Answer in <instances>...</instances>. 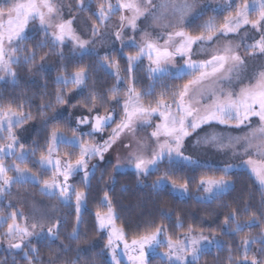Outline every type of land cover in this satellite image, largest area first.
<instances>
[{
  "label": "snow or ice",
  "instance_id": "obj_1",
  "mask_svg": "<svg viewBox=\"0 0 264 264\" xmlns=\"http://www.w3.org/2000/svg\"><path fill=\"white\" fill-rule=\"evenodd\" d=\"M92 2L77 0L76 7L80 11L91 9ZM207 7L210 5L197 11L191 0H102L92 12L95 17L90 26L93 38L101 35V29L107 27L116 13L120 15L114 36L121 41L122 47L126 29L142 33L139 42L134 37L128 41L127 46L136 51L125 57L128 82L122 100L120 85L125 83V77L121 75L119 62L108 55L98 61L102 68L115 77L116 84L108 90V102L120 105L122 111L119 122L111 127L106 139H95L98 135L103 137L105 130L115 121L116 113L114 108H105L101 114L99 108L103 106L104 98L92 91L90 98L82 105L86 114L76 117L70 136L59 126H54L43 145L34 141L30 147L20 142L16 131L33 119L32 113L25 111L26 101H5L0 96V201L11 191L13 184L29 183L40 185L39 190L43 195L56 197L66 205L71 204L74 198L76 226L70 238L77 239L81 211L87 204V192L69 181L82 172L84 188L90 186L96 165L90 168L89 160L93 157L104 160L105 153L122 137L131 136L132 139L123 147L129 150L127 166L133 168L137 176L158 171L165 161L172 165L176 160H182L204 167L206 165H200L199 161L184 154V141L197 129L213 124L247 130L243 135L211 132L201 138L206 145H213L217 150H228L234 157H240L239 164H225L220 168L221 175L218 177L207 173L201 175L197 184L203 191V199L211 201L223 195L232 183L226 177L236 167L246 168L264 191V66L249 73L247 64L248 57L264 56V0H220L212 11L227 12L222 22L218 23L216 17L211 16L198 26L200 30L197 34L187 31L184 25L203 15ZM149 18L151 27L161 29L156 35L139 28L138 22ZM32 21L39 22L44 38L35 48H28L23 42L28 39L27 32ZM75 21V16L64 18L59 0H0V73L4 74L0 75V81L11 77L15 84L17 73L13 66L33 64L41 48H49V52L40 56L41 62L51 52L64 59L63 48L68 42L72 45L73 56L94 54L95 50L89 48L92 40L82 37L74 27ZM247 27L260 33L259 39L245 43L247 37L244 36L238 44L228 39L230 36H239ZM241 47L245 55L241 54ZM196 55L206 58L194 59ZM145 59L148 62L149 83L138 88L134 71ZM177 60L182 63H177ZM40 67H43V63ZM88 79L86 66H78L71 72L65 66L56 77V104L66 103L65 89L69 92L82 90ZM167 80H182L183 83L171 85L166 83ZM158 85L160 91H157ZM146 97L151 99L145 102ZM51 107V103H41L40 115L46 117L44 109ZM154 120L156 122L153 124ZM44 123H48L46 118ZM83 127L89 130L82 131ZM145 127L152 128L148 134L152 144L136 139L137 129ZM200 142L197 140V143ZM7 160L12 162L7 163ZM29 163L38 165L41 174L50 173V177L42 180L28 167ZM124 166L118 160L114 167L119 169ZM10 172L14 175H9ZM191 179L182 178L183 182L180 183L172 180L170 170H166L153 182L152 187L170 186L172 190L186 193ZM100 205L106 210L97 208L96 223L98 230L107 232L105 247L110 253L112 264H122L119 258L121 252L128 264H148L150 254L159 256L161 264H198L201 256L212 247L222 248L215 235L209 237L202 231L196 234L191 225L183 233L173 236L162 224H148L129 240L125 228L116 224L118 217L108 192L104 193ZM5 207L12 209L5 212L4 208H0V227L6 225L2 236L7 238L8 250H20L21 259L27 264H43L39 248L32 245L31 241H55L63 221L56 218L50 226L45 227V217L49 215L46 210L33 206L29 216L23 210L14 208L11 201ZM256 224L255 213L241 221L237 211L233 210L224 217L222 227L227 234L235 235ZM176 227L183 228L179 219ZM257 241L264 245V229L259 236L246 235L241 238L237 249L239 255L234 256L229 248V264H264V259L255 254L250 255L251 246ZM61 248L67 250L65 246ZM161 248L165 250L159 251ZM257 251L264 254V247ZM79 258L78 250L71 264H78ZM56 259L58 253L49 258L48 264H55Z\"/></svg>",
  "mask_w": 264,
  "mask_h": 264
},
{
  "label": "trees",
  "instance_id": "obj_2",
  "mask_svg": "<svg viewBox=\"0 0 264 264\" xmlns=\"http://www.w3.org/2000/svg\"><path fill=\"white\" fill-rule=\"evenodd\" d=\"M87 17L90 21H94L92 9L86 10ZM227 12L216 13L212 9H207L203 15L191 20L186 26L187 31L197 34L199 25L211 16H215L217 22H222L223 16ZM28 39L23 44L28 48H35L36 44L44 38V34L40 29L27 33ZM123 51L126 53L135 52L136 49L125 46ZM49 52V48L38 49L36 61L31 65H14L17 73L16 83H12V78L7 77L0 81V96L5 101L8 99L24 100L25 111L32 113L33 119L29 120L33 124V133L30 140L26 143L33 146V142L43 145L48 133L54 126H59L62 130L71 132L73 124L68 114H58L59 109L67 104L78 105L83 108V103L90 98L92 91L100 93L104 98V104L99 108L104 113L105 108L111 109L115 102H108L110 93L108 90L116 84L115 77L102 68L98 61L101 57L108 55L110 59L119 62L121 72L127 78L125 71L127 61L126 55L119 48H114L106 53L86 54L83 57L73 56L71 52H64L65 57L61 59L55 52H51L46 59L41 62L40 56ZM47 62L48 67H40L41 63ZM52 64V65H51ZM86 66L89 72V79L86 86L77 91L76 95L70 99L67 89L64 90L66 103L56 104L55 93L58 85L56 84V76L60 74L66 66L68 71L75 70L78 66ZM134 75L138 81L137 87L143 88L149 83L147 76V67L141 62L135 69ZM186 79V78H185ZM167 84L176 85L183 83L182 80H167ZM126 84H121L120 99H123V92ZM71 88V85L69 86ZM160 91V86H157ZM145 98V102L150 100ZM41 103H51L52 107L44 109L47 116L40 115L39 106ZM99 104V100H98ZM118 105V104H117ZM120 106V105H118ZM84 109V108H83ZM56 117V119H53ZM48 123H44V119ZM39 156V152L37 153ZM75 156H73V159ZM114 163L110 160L105 161L101 165H96L94 175L90 180V186L84 188L81 180L74 183L78 189L84 188L87 192V204L81 211V223L79 224V237L71 239L70 233L76 226V211L74 206V198L71 204L62 203V211L60 219L63 223L60 226L59 237L50 242L47 239L33 240L32 245L39 248V254L43 258V264H48L49 258L58 253V259L55 264H63L76 258L79 250L78 264H112L106 255L105 239L106 235L98 230L95 212L100 205L105 192H108L118 219L116 223L125 228L128 238L148 225H164L170 235L183 233L191 225L196 234L203 232L204 235H218L222 240V248L213 247L209 252L204 253L198 264H229L228 249H232L234 256L239 255L237 249L240 247L241 238L246 235L259 236L264 229V191L261 190L258 183L251 176L248 170L244 168L232 170L227 177L231 179L230 188L225 193L211 201L197 198L194 193L198 188V180L201 175L209 174L220 176L219 166H191L180 161H175L169 165L167 161L163 162L159 170L152 172L147 176H137L134 169L118 170L114 167ZM28 167L34 172H40L38 165L34 166L29 163ZM166 170H170V178L180 183L182 178H192L189 182V195L182 196L173 192L169 186L154 189L153 182L157 180ZM44 175L50 177V173ZM24 193L31 196H42L38 184H23L21 188ZM247 208V211L245 209ZM233 210L237 211L238 219L241 221L255 213L257 224L251 229L245 228L242 232L235 235L227 234L222 225L226 215ZM177 219L183 224V228H177ZM6 225L0 227V262L3 264H27L21 259L20 250L9 251L3 244L7 239L2 236ZM61 246L67 248L62 250ZM264 245L259 241L252 244L251 254H255L258 258L264 259V254L257 250ZM149 264H161L159 256L152 255L148 261Z\"/></svg>",
  "mask_w": 264,
  "mask_h": 264
},
{
  "label": "rangeland",
  "instance_id": "obj_3",
  "mask_svg": "<svg viewBox=\"0 0 264 264\" xmlns=\"http://www.w3.org/2000/svg\"><path fill=\"white\" fill-rule=\"evenodd\" d=\"M59 2L62 5V10H63L65 19L69 18L70 16L76 17L74 27L77 29V31L82 35V37L84 39L92 40V43L89 44V48L94 49L95 53H106V52H108L114 48H119L123 52V54L127 55L128 53L124 52L123 48L128 45L129 38L134 37L137 40V42H139L141 39V35H142L141 31H137V32L133 33L130 29H126L123 33V40H124V46L123 47L121 45V41H118L115 39L114 32L118 28V21H119L120 13H116L112 17L111 21L108 23L107 27L101 29V35L100 36L93 38L91 36V32H90V26H91L93 21H90L88 19L87 14H86L87 9H85L84 11H80L76 7L77 0H59ZM100 2H102V0H93L92 5H91L92 11H94L96 9L97 5ZM113 2H115V0H113ZM191 2L195 4L196 10L199 11L205 5H210V7L206 8V10L207 9H213L214 7L217 6L218 3H220V0H191ZM138 24H139L140 29H142V30L146 29L148 31H151V32H153V35H156L159 31H161L160 28L151 27V24H152L151 18H149L147 20L142 19L141 21L138 22ZM187 24L188 23H186L184 25L185 29H186ZM37 29H40L39 28V22L38 21H32L29 24V29H28L27 33L34 31V30H37ZM244 36L247 37L244 41L245 43H252L254 39H259L260 33L256 32L254 29H251L250 27H247L241 31L239 36H230L228 39L232 40V42L234 44H238V43H241V37H244ZM71 48H72V45L70 42H68L66 44V46L63 48V51L64 52H71ZM240 52L242 55H245V50L243 47L240 48ZM193 58L194 59H203L206 57L202 56V55H196ZM142 62H144V64L147 67V63H148L147 60L145 59ZM177 63H182V61L177 60ZM247 64H248V71H249V73H251V72L259 69L261 66H264V56L257 55L256 57H248L247 58ZM43 67H48L47 62L43 63ZM0 75H4V74L0 73ZM121 75L124 76L122 72H121ZM127 82H128L127 78H125L124 84H127ZM76 93H77V91H75V90L72 91L69 98L72 99L76 95ZM113 108L115 109L116 119L113 122V124L108 129L105 130L103 137H101L99 135L95 137V139L97 141L101 140L102 138L106 139L107 136L111 132V127H114L115 123L119 122L120 114H121L122 110H121L120 106H118L117 104L112 105L111 109H113ZM65 113L69 115L71 122H72L74 127H75L76 117L81 116L83 114H86V112L84 111V109L82 107H80L78 105H71V104L65 105L64 107H62L58 111L59 115L65 114ZM101 114H103V113H101ZM155 122L156 121L154 120L153 124ZM253 123L254 124L256 123L255 118L253 119ZM88 130L89 129L87 127L82 128V131L87 132ZM246 130L247 129H239V130L232 129V128H228V127H225L222 125H217V124H213L210 127L204 126L201 129H197L195 132H193L189 137H187L185 139L184 148H183L184 154L186 156H191L192 159L195 161H199L200 165L219 166L222 168L225 164H239L240 157H234L232 155V153L228 150H217V148L213 145H210V144L206 145L203 143L201 138L204 137L206 133H211V132L223 133L225 135L230 134L233 136L243 135L244 131H246ZM16 131H17V135L20 139V142L24 143L26 146H30L26 142L28 140H30L32 137L33 124L31 122L27 121L22 126V128H19ZM151 131H152L151 127L138 128L137 132H136V139H143V140L147 141L149 144H152V141L150 140V138L148 136V134ZM64 132L69 136L72 134L71 132H67V131H64ZM85 139H90V138L85 137ZM131 139H132L131 136L122 137L121 141H118L107 153H105L104 160L101 161V160H99L98 157H93L91 160H89V167L91 168V165H93V164L101 165L107 160L112 161L114 163V165H116L117 161L119 160V162L125 166L122 168H119L118 170L133 169V168L127 166V157H128V151L129 150H127L123 147V145L129 143V141ZM197 140H201V142L197 143ZM61 148L63 149L64 146L61 145ZM149 154H150V150H149ZM176 161H180L184 164L191 165V166H198L196 164H191V163H188V162L182 161V160H176ZM6 162L11 163L12 161L7 160ZM21 166L23 167L24 165H21ZM240 168H244V167H236V168H233L232 170L240 169ZM244 169H246V168H244ZM34 173H37L38 175H40V178L42 180L49 178L48 176L44 175L45 173L41 174V171L40 172H34ZM9 175H14V173L10 172ZM82 175H83L82 172L74 175L70 179L69 183L74 185V183L76 181H78V180L82 181ZM226 178L231 181V179L229 177H226ZM22 187H23V185L13 184L11 187V191L5 195V197L3 198L2 201H0V208H4L5 212L11 211L12 209L5 207V205L8 204L9 201H11L14 208H18V209L23 210L25 215H29V216L31 214V210H32L33 206L44 209L49 213V215L47 217H45V227L50 226V223L54 222L56 218L60 219V213L62 211V202H60L56 197H49V196H45V195L37 196V197L31 196L29 194L24 193L23 190L21 189ZM39 188H40V185H39ZM82 189L85 190L84 188H82ZM172 191L179 194V195H182V196L189 195V193H190L189 189L186 193L178 191V190H172ZM194 195L199 199L205 200V199H203V191L200 188H197V191L194 193ZM117 226L120 227L119 224H117ZM102 232L106 235V239H105V245H106L107 238H108L107 232L106 231H102ZM206 236H208V235H206ZM211 236H213V235H211ZM211 236H209V237H211ZM215 236H216V238L219 239V241L222 244V240L220 239V237L218 235H215ZM33 240H35V239H33ZM3 244L8 248L7 239L4 241ZM105 250H106V255H107L108 259L110 261H112L110 253L108 252L106 247H105ZM164 250H165L164 248L159 249V251H161V252H163ZM151 256L152 255L150 254L149 258ZM119 258H120L122 264H128L126 257L123 256L122 252H121V255ZM148 261H149V259H148Z\"/></svg>",
  "mask_w": 264,
  "mask_h": 264
}]
</instances>
